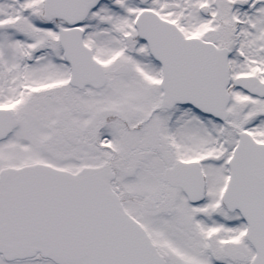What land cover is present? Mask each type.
<instances>
[{"label":"snow or ice","instance_id":"6c2138e0","mask_svg":"<svg viewBox=\"0 0 264 264\" xmlns=\"http://www.w3.org/2000/svg\"><path fill=\"white\" fill-rule=\"evenodd\" d=\"M0 264H264V0H0Z\"/></svg>","mask_w":264,"mask_h":264}]
</instances>
